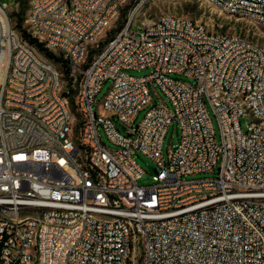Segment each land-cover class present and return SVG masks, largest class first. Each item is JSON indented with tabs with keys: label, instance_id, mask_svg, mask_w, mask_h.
Segmentation results:
<instances>
[{
	"label": "built area",
	"instance_id": "obj_1",
	"mask_svg": "<svg viewBox=\"0 0 264 264\" xmlns=\"http://www.w3.org/2000/svg\"><path fill=\"white\" fill-rule=\"evenodd\" d=\"M117 1L35 0L26 19L32 28L24 30L46 51L55 46L66 89H58L56 68L44 67V54L43 62L30 55L32 44L0 5L7 23L0 48V264H264L262 40L243 27L200 29L175 15L135 27L150 0H133L130 9ZM203 1L264 27V0ZM92 6L100 14L91 15ZM115 10L123 11L120 22H113ZM99 30H109L104 45H95ZM142 70L150 74L127 73ZM107 81L115 113L95 112ZM151 87L170 105L156 102ZM241 90H248L249 109L235 103ZM62 91L75 113H63ZM243 118L250 119L245 128ZM174 122L179 140L166 159ZM135 153L156 164L152 185H139L145 172Z\"/></svg>",
	"mask_w": 264,
	"mask_h": 264
},
{
	"label": "rangeland",
	"instance_id": "obj_2",
	"mask_svg": "<svg viewBox=\"0 0 264 264\" xmlns=\"http://www.w3.org/2000/svg\"><path fill=\"white\" fill-rule=\"evenodd\" d=\"M132 1L133 0H124L121 5V9H130V3ZM30 2L31 0H0V5H6L8 7L7 14L10 19L12 27H15L23 32L25 31L24 30L25 28L29 27V24L26 19L29 17ZM3 15L2 17H4ZM165 15H175L179 17L193 19L197 22L203 23L209 29L211 28V29L222 30V31H227V32H234L235 28L239 29L240 27H243L244 31L251 30L252 37L255 38L256 40H262L260 41V43L264 44V30L262 29V27L252 23L251 21H248V22L244 20L236 21L235 19L232 18V15L219 13L214 7L210 6L208 3L204 2L203 0H177V1L150 0L141 10L138 16V21L137 23H135V27L138 26L140 23H144V24L154 23L158 21L160 17L165 16ZM122 18H123V11L120 10V16L116 22H120ZM4 35H6V31H3V29H1V26H0V48H5L6 43H7V39H6L7 36H4ZM104 39L106 38L102 39V41L100 42V45H104ZM30 46L36 49L38 55L43 59L44 55L42 52H38L37 46L36 45H30ZM44 58L46 57L44 56ZM44 61L52 63L59 69L63 70L62 66L57 65L54 60L48 59ZM127 73L134 77L140 78V77L149 75L150 70L128 71ZM178 78L192 83L185 77H178ZM63 81H64L63 88L64 89L68 88V80H66L65 76L63 78ZM111 86H112V81H107L104 84L93 106V109L95 112L104 113L103 108H101L103 105L102 103L104 102V99L106 95L108 94V91L111 88ZM151 89L153 92L154 100L156 102H162L165 105H170L169 100L166 98V96L161 92L159 88L154 89L151 87ZM145 113L146 111H142L139 114L136 120V125H138L142 121ZM208 114L211 119L212 128L215 134L217 135V141L220 142L218 122L211 108H208ZM249 121H250L249 118H243L241 120L243 128L246 127V123H248ZM178 130H179L178 124L174 122L170 126L167 132V135H166V138L163 144V153L166 159H168L170 150L173 149V147L178 144V140H179ZM121 131L122 133L126 134L125 130L121 129ZM100 134L104 142L110 148L114 149L115 147L112 144H110V142L108 141L102 129H101ZM134 158H135L136 163L145 172L143 177L139 180V185L141 186L152 185L153 184L152 174L154 173V170L156 169V164L148 157L143 156L139 153H135ZM216 174L217 173L200 175L197 177H189L188 179L214 178Z\"/></svg>",
	"mask_w": 264,
	"mask_h": 264
},
{
	"label": "bare ground",
	"instance_id": "obj_3",
	"mask_svg": "<svg viewBox=\"0 0 264 264\" xmlns=\"http://www.w3.org/2000/svg\"><path fill=\"white\" fill-rule=\"evenodd\" d=\"M123 1L124 0L117 1V8H121ZM34 2L35 0H31L30 2L29 14H33ZM1 14L3 15V13ZM1 14H0V26L1 29H3V31H6L7 23L5 21V18L2 17ZM98 14H100V6H92L91 15H98ZM222 14L232 15L231 12H222ZM119 16H120V10H115V13H113V22H116ZM40 22H47V15H40ZM251 22L259 26V23L257 21H251ZM28 24H29V28H32L31 20H28ZM200 29H209V28L206 27L203 23H200ZM262 29L264 30V27H262ZM108 32L109 30H99L98 37L95 38V45H100V42L102 41L103 38H106ZM256 48H264V44L260 43V41H256ZM48 49L55 52V46H48ZM28 52L30 53V55H36V62H43V59L38 55L36 49L31 47L30 45H28ZM44 67L56 68L58 89H64L63 78L65 75L63 71L58 67H56L55 65H53L52 63L46 61H44ZM181 76H188V67H181ZM203 83L211 84V77L203 76ZM97 96L98 95L95 96V101ZM110 100H111V90L108 91V94L106 95L104 102L102 103L103 105L101 108H103L104 113H115V109L109 106L108 104V101ZM235 103H240L242 109H249L248 90L235 91ZM62 108H63V113H75L74 106L71 105L69 91H62Z\"/></svg>",
	"mask_w": 264,
	"mask_h": 264
},
{
	"label": "trees",
	"instance_id": "obj_4",
	"mask_svg": "<svg viewBox=\"0 0 264 264\" xmlns=\"http://www.w3.org/2000/svg\"><path fill=\"white\" fill-rule=\"evenodd\" d=\"M27 22H28V20H27ZM28 28H29V27H28ZM23 36H24V38H25L26 40H28V41L30 42V44H32V45H36L37 48L39 49V51L42 52V53L45 55L46 58H48V59H50V60H54L55 63L57 64L56 57H55V55L53 54V53H55V52H53V51L50 50V49H48V51H46V50L44 49V47H43L42 44L38 43L37 40L33 39V38H32L30 35H28L26 32H23ZM108 37H109V32H108L107 35H106V39H107ZM61 66H62V69H63V65H61ZM62 71H63V73H64V75H65L66 80L68 79V86H69V78L66 77V72H65V70H62Z\"/></svg>",
	"mask_w": 264,
	"mask_h": 264
},
{
	"label": "water",
	"instance_id": "obj_5",
	"mask_svg": "<svg viewBox=\"0 0 264 264\" xmlns=\"http://www.w3.org/2000/svg\"><path fill=\"white\" fill-rule=\"evenodd\" d=\"M0 249H1V247H0Z\"/></svg>",
	"mask_w": 264,
	"mask_h": 264
}]
</instances>
